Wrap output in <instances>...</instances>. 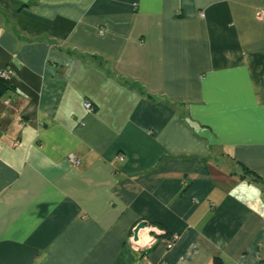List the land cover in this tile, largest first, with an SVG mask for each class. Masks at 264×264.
Here are the masks:
<instances>
[{"label": "crops", "instance_id": "obj_1", "mask_svg": "<svg viewBox=\"0 0 264 264\" xmlns=\"http://www.w3.org/2000/svg\"><path fill=\"white\" fill-rule=\"evenodd\" d=\"M262 8L0 0V264H264Z\"/></svg>", "mask_w": 264, "mask_h": 264}, {"label": "trees", "instance_id": "obj_2", "mask_svg": "<svg viewBox=\"0 0 264 264\" xmlns=\"http://www.w3.org/2000/svg\"><path fill=\"white\" fill-rule=\"evenodd\" d=\"M7 100H10V103ZM23 104L22 97L16 92L10 79L0 74V131H5L9 127ZM214 264L226 263L222 257H216Z\"/></svg>", "mask_w": 264, "mask_h": 264}, {"label": "built area", "instance_id": "obj_3", "mask_svg": "<svg viewBox=\"0 0 264 264\" xmlns=\"http://www.w3.org/2000/svg\"><path fill=\"white\" fill-rule=\"evenodd\" d=\"M256 15H257L258 19H263L264 18V8L258 9ZM11 73H12L11 70H4V71L0 72V74H2L5 77H10ZM85 106H86L88 111H93L95 108L92 101H89V100H87L85 102ZM121 158L123 159L124 157L122 156ZM75 161L77 162L78 159H75ZM146 227H147V225H146ZM143 229H145V228H143ZM143 229H141L140 232ZM151 229H153V234H151L150 237L144 238V237H142V235H140V232H139V239L135 240L134 234H133L130 237V242L136 246L142 247L143 249H148L150 247V245L156 241L157 235L162 234V232H163V230H161L157 227H151Z\"/></svg>", "mask_w": 264, "mask_h": 264}, {"label": "water", "instance_id": "obj_4", "mask_svg": "<svg viewBox=\"0 0 264 264\" xmlns=\"http://www.w3.org/2000/svg\"><path fill=\"white\" fill-rule=\"evenodd\" d=\"M145 227H146V222L145 221H142V222H140L137 225V227L134 230V239L135 240H138L139 239V232H140L141 229H143Z\"/></svg>", "mask_w": 264, "mask_h": 264}, {"label": "rangeland", "instance_id": "obj_5", "mask_svg": "<svg viewBox=\"0 0 264 264\" xmlns=\"http://www.w3.org/2000/svg\"><path fill=\"white\" fill-rule=\"evenodd\" d=\"M11 75H12V73H11ZM11 75H10V76H11ZM8 78H10V77H8Z\"/></svg>", "mask_w": 264, "mask_h": 264}, {"label": "bare ground", "instance_id": "obj_6", "mask_svg": "<svg viewBox=\"0 0 264 264\" xmlns=\"http://www.w3.org/2000/svg\"><path fill=\"white\" fill-rule=\"evenodd\" d=\"M4 71V70H3Z\"/></svg>", "mask_w": 264, "mask_h": 264}]
</instances>
